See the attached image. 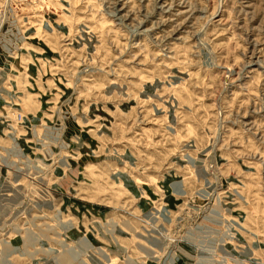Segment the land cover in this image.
<instances>
[{
	"label": "rangeland",
	"instance_id": "rangeland-1",
	"mask_svg": "<svg viewBox=\"0 0 264 264\" xmlns=\"http://www.w3.org/2000/svg\"><path fill=\"white\" fill-rule=\"evenodd\" d=\"M0 264H264V0H0Z\"/></svg>",
	"mask_w": 264,
	"mask_h": 264
},
{
	"label": "bare ground",
	"instance_id": "bare-ground-1",
	"mask_svg": "<svg viewBox=\"0 0 264 264\" xmlns=\"http://www.w3.org/2000/svg\"><path fill=\"white\" fill-rule=\"evenodd\" d=\"M177 184V183H176Z\"/></svg>",
	"mask_w": 264,
	"mask_h": 264
}]
</instances>
